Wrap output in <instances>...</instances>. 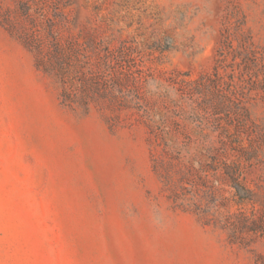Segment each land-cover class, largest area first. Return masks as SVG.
<instances>
[{
  "label": "rangeland",
  "instance_id": "rangeland-1",
  "mask_svg": "<svg viewBox=\"0 0 264 264\" xmlns=\"http://www.w3.org/2000/svg\"><path fill=\"white\" fill-rule=\"evenodd\" d=\"M63 12L0 22V264H264V0Z\"/></svg>",
  "mask_w": 264,
  "mask_h": 264
},
{
  "label": "trees",
  "instance_id": "trees-1",
  "mask_svg": "<svg viewBox=\"0 0 264 264\" xmlns=\"http://www.w3.org/2000/svg\"><path fill=\"white\" fill-rule=\"evenodd\" d=\"M68 2L69 0H17L16 10L21 19L13 22L7 16H0V22L3 25L8 24L11 29H16L26 47H33L40 52L42 39L37 37L39 29L43 28L49 38L56 39V28L61 22L60 18L64 19L63 10ZM25 23L30 25L32 31L26 29Z\"/></svg>",
  "mask_w": 264,
  "mask_h": 264
}]
</instances>
